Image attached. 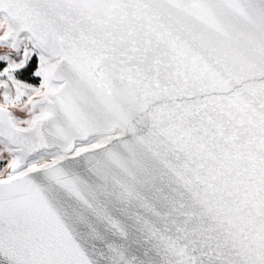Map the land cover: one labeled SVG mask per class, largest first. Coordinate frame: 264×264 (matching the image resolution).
<instances>
[{"label":"snow or ice","instance_id":"6c2138e0","mask_svg":"<svg viewBox=\"0 0 264 264\" xmlns=\"http://www.w3.org/2000/svg\"><path fill=\"white\" fill-rule=\"evenodd\" d=\"M0 264H264V0H0Z\"/></svg>","mask_w":264,"mask_h":264}]
</instances>
